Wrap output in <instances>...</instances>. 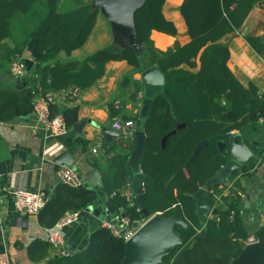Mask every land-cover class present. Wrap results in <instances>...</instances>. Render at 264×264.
I'll use <instances>...</instances> for the list:
<instances>
[{"label":"trees","instance_id":"obj_1","mask_svg":"<svg viewBox=\"0 0 264 264\" xmlns=\"http://www.w3.org/2000/svg\"><path fill=\"white\" fill-rule=\"evenodd\" d=\"M61 1L0 0L1 61L8 64L22 57L33 41L40 57L31 73L24 77H29L27 86L18 91L0 86V122H10L33 112L35 86L42 95L71 86L87 89L104 76L108 62L126 61L142 71L157 65L165 75V85L163 93L155 98L145 124L147 138L141 160L145 206L150 216L139 212L119 193L127 186L130 150L110 160L108 171L103 173V184L110 192H116L114 208L119 213L129 212L130 230L139 229L153 215L170 218L176 211L181 213L188 226L174 230L183 242L159 264H231L244 251L245 241L249 239L242 213V195L231 189L228 197L222 196L217 201L213 193L211 204L218 210V218L206 219L204 223L197 215L193 195L230 161L228 154L220 152L215 138L264 119V94L253 83L246 87L237 80L228 67L229 46L222 43L224 38L242 28L253 8L264 0H184L180 12L190 41L183 46L177 43L165 52L155 47L151 34L158 31L176 36L177 28L163 13L167 0H147L133 19L142 45L140 51L133 46H108L82 62L50 64L61 53L71 56L85 46L98 21L99 9L83 3L76 9L59 12ZM39 4L44 7V14L39 13L40 16L36 13ZM16 16L27 17L22 20L24 26L20 29L13 23ZM245 38L264 56L261 38L254 35ZM8 39L13 40L14 47L7 45ZM52 110L53 115L59 112L54 106ZM119 114L111 105V117H119ZM63 115L69 129L79 124L78 108L65 110ZM132 120L139 124V117ZM175 130L163 147V139ZM205 140L209 144L194 158L197 147ZM118 147L112 143L105 149L107 153H115L121 149ZM234 177L249 178L251 172L244 165ZM235 186L242 189L240 179ZM219 188L213 186L211 190ZM61 190L62 196L45 207L49 228L65 213L85 212L90 202L97 200L95 192L83 187L64 186ZM254 239L264 242V226ZM126 242L123 236L117 237L103 228L91 236L86 250L55 255L46 264H120ZM43 248H50L48 242Z\"/></svg>","mask_w":264,"mask_h":264},{"label":"crops","instance_id":"obj_2","mask_svg":"<svg viewBox=\"0 0 264 264\" xmlns=\"http://www.w3.org/2000/svg\"><path fill=\"white\" fill-rule=\"evenodd\" d=\"M64 1L66 0L60 3ZM75 1L76 7L87 3L93 9H99L97 25L85 46L74 51L71 56L61 53L50 64L82 62L100 50L99 47L106 45L107 42L111 43L109 46L121 48L129 46L130 42L125 38L121 37L122 39L119 40L115 33L111 35V32L109 34L106 32V29L115 30L114 22L103 12L106 0ZM183 2L184 0L166 1L163 13L167 20L175 24L177 35L171 36L153 31L151 39L158 50L165 52L174 48L177 43L183 46L190 41L187 26L180 12ZM98 28L103 31L95 38ZM121 34L125 33L121 32ZM248 35L261 38L264 44V2L253 8L241 29L222 40V43L229 46L228 67L237 80L246 87L253 83L260 93L264 94V56L259 55L247 42L245 37ZM92 41L95 42L93 44L95 52L83 53ZM6 42L11 47L15 46L12 39ZM135 42L138 44L133 38V43ZM141 46L140 44L139 47ZM20 59L33 60V68L35 67L40 59L35 41L27 46L22 57L15 58L11 63H3L0 57V86L5 90L18 91L22 86L28 85L29 77H19L12 69L13 64ZM142 73V70L133 68L126 61H111L106 65L104 76L92 87L81 89L78 99L71 97L74 86L52 92L55 100L53 106L59 111L58 113L63 114L65 110L72 108L79 109V124L85 123L81 133L75 131L78 124L75 128H68V133L61 137L53 138L44 131L34 135L32 129L37 124L34 110L31 114L20 116L10 122H0V253H7L12 264H46L58 255L51 248L47 250L43 248L52 229L49 228L45 208L38 216L22 215L14 209L10 195L14 191L36 192L44 196L47 204L60 198L61 189L64 188L58 176L59 168L64 166L57 165L60 157L67 154L66 159H72V165L69 167L78 173L82 182L80 188L95 192L97 200L108 199L104 192L107 188L103 184V173L108 171L110 160L118 153L132 151V148L127 150L121 148L119 152L107 153L105 146L112 143L117 145V138L111 141L104 131L106 129L117 133L115 117H111L110 107L120 102L119 118L125 120L139 117V124H137L140 127V113L144 100ZM35 87V90L38 89L39 92L36 97L42 95L39 87ZM234 133H238V140L244 142L252 151V157L245 164L251 172V177H233L232 181L225 185L228 188L220 186L217 191L211 190V194L217 193L228 197L231 189L241 193L245 229L251 239L255 238L256 232L264 226V122L261 120L250 124L239 131L219 136L215 140L228 142L230 135ZM94 148H101L104 152L93 155ZM127 173V186L121 188L119 193L133 206L135 195L131 190V181L134 173L129 166V161ZM239 179L242 189L235 186ZM248 191H250V198L247 201L245 195ZM115 194L116 192H111L112 200ZM219 203L222 204V202ZM217 215L209 213L206 219H217ZM88 219L89 213L82 212L77 222L63 229L68 254L82 252L89 246L93 234ZM105 223V221L102 222L103 228Z\"/></svg>","mask_w":264,"mask_h":264},{"label":"water","instance_id":"obj_3","mask_svg":"<svg viewBox=\"0 0 264 264\" xmlns=\"http://www.w3.org/2000/svg\"><path fill=\"white\" fill-rule=\"evenodd\" d=\"M147 0H106L103 12L117 25L118 29L122 28V32L130 33V41L133 38L139 42L134 27V14ZM120 23L118 25V22ZM116 28V27H115ZM128 31V32H127ZM137 45L136 42L133 43ZM26 73H31L34 62L26 59ZM141 82L144 88L143 107L140 113V127L136 133V140L132 148L129 166L133 171V179L131 181V190L135 195V206L138 211L146 216H150L145 206V176L141 167V160L145 151L146 132L145 124L153 108L154 100L163 93L165 85V75L161 69L155 65L141 74ZM36 94L39 93L36 89ZM84 122L80 123L75 131L81 133ZM183 126H180L182 128ZM111 138V141L118 137L115 131L104 130ZM176 133V130L163 139V147H165L169 136ZM239 134L230 135L228 142H218L219 150L222 154L228 152L230 161L215 175L209 178L206 183L194 195L196 201V211L201 223H204L208 214H218V210L211 204V188L213 186H225L229 184L235 174L245 165L252 157V151L242 141H239ZM209 144V141L202 142L194 152L196 158L201 150ZM67 154L60 157L57 165L71 166L72 159H66ZM107 200H93L90 202L87 212L89 213V224L91 233L103 229L102 222H109L112 226L119 227L124 234L129 233L124 220L128 218L129 212L119 213L113 205L112 195L107 189ZM250 191L245 195L248 201ZM188 223L185 222L179 211L170 218H163L159 215L151 216L126 242V250L120 264H159L161 259L172 253L174 248L183 242L181 235L175 232V227L180 229L186 228ZM231 264H264V242H256L247 245L244 251Z\"/></svg>","mask_w":264,"mask_h":264},{"label":"built area","instance_id":"obj_4","mask_svg":"<svg viewBox=\"0 0 264 264\" xmlns=\"http://www.w3.org/2000/svg\"><path fill=\"white\" fill-rule=\"evenodd\" d=\"M13 72L19 77H25L26 63L20 59L12 66ZM81 88L74 86L71 97L78 99L81 94ZM54 97L52 93L46 95H38L33 102L34 114L37 118V124L33 127L32 132L37 135L40 131H44L53 138L64 136L68 133V126L65 117L62 113L52 114V106L54 105ZM116 110L121 108V103L116 102L114 105ZM116 123V131L118 134L117 145L125 150L133 148L136 140V133L139 130L138 124L132 119H120L114 118ZM264 122V119L262 120ZM104 152L101 148H94L92 150L93 155H98ZM58 176L61 183L71 189H77L82 186L81 179L78 173L69 166H62L58 170ZM226 191V190H225ZM223 194V193H222ZM241 195V193H239ZM224 195V194H223ZM12 205L16 212L26 216H38L47 204V200L40 193L27 192V191H14L11 192ZM215 198L220 201L222 195L215 193ZM82 212L66 213L56 225L50 229L47 237V242L50 248L59 256L68 255L66 251V240L62 233L63 229L70 224L77 222ZM124 223L128 228L129 220L125 219ZM105 228L111 230V232L117 236H123L128 241L135 233L129 228V233L124 234L121 228L112 226L109 222L105 223ZM201 230H199V233ZM256 243L254 238L245 241L246 245ZM0 264H12L10 257L7 253H0Z\"/></svg>","mask_w":264,"mask_h":264},{"label":"rangeland","instance_id":"obj_5","mask_svg":"<svg viewBox=\"0 0 264 264\" xmlns=\"http://www.w3.org/2000/svg\"><path fill=\"white\" fill-rule=\"evenodd\" d=\"M76 7V1L75 0H66V1H64V2H62V3H60V4H58V11L59 12H67V11H70V10H73V9H76L75 8ZM36 13H37V15L38 16H40L39 15V13L42 15V14H44V7H43V4H39V6H38V8H37V10H36ZM27 19V17L26 16H16L14 19H13V23H17L18 24V29H20L21 27H23L24 26V24H23V21L22 20H26ZM33 19L31 18V21H32ZM117 22H118V20H117ZM120 23L118 22V25H119ZM114 27H116L115 28V30L113 31H111V30H109V29H106V32L109 34L110 32H111V35L113 34V35H115L116 34V36H118V39L120 40V39H122L121 37H123V38H125L126 40H128L129 42H130V44H129V46L131 45V46H133L137 51L139 50H141V48L139 47V45H140V41L138 42V44L137 45H134L133 43H131V41H130V33H126V34H121V32H122V30L121 29H118V27H117V25H114ZM102 31H103V29H97L96 30V32H95V38H97L101 33H102ZM128 32V31H127ZM115 33V34H114ZM94 38V39H95ZM94 41V40H93ZM91 42V44L88 46V47H86V49L84 50V52L83 53H87V52H90L91 54L93 53V52H95L94 51V47H93V44L95 43V42ZM103 43H105V42H103ZM102 43V44H103ZM111 43L110 42H107L106 43V45H103L102 47H99V48H105V47H108L109 45H110ZM140 48V49H139ZM138 229H134V230H131V231H133V232H136Z\"/></svg>","mask_w":264,"mask_h":264}]
</instances>
